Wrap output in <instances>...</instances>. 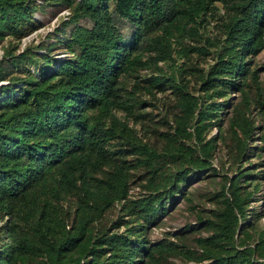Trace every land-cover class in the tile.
Masks as SVG:
<instances>
[{"label": "trees", "instance_id": "1", "mask_svg": "<svg viewBox=\"0 0 264 264\" xmlns=\"http://www.w3.org/2000/svg\"><path fill=\"white\" fill-rule=\"evenodd\" d=\"M51 6L67 16L21 47ZM0 45V264H264L263 214L248 212L260 176L239 165L212 216L148 236L216 173L218 141L235 164L264 151V0H0ZM142 68L136 90L172 95L154 139L123 84Z\"/></svg>", "mask_w": 264, "mask_h": 264}, {"label": "rangeland", "instance_id": "2", "mask_svg": "<svg viewBox=\"0 0 264 264\" xmlns=\"http://www.w3.org/2000/svg\"><path fill=\"white\" fill-rule=\"evenodd\" d=\"M47 8L48 9H46V11L35 13L36 18L42 20L44 24L25 36L21 41V47L32 41L39 42L40 40H44L46 33L53 30L58 24L59 20L63 18L61 13L62 10L58 11L56 14H51L50 11L53 10L54 7L51 6ZM55 52L58 56L63 55L62 48L60 47H56ZM2 54L3 51L0 45V58L2 57ZM193 60L201 66L205 65L207 62H212L211 57H207L206 60L201 57H193ZM158 63L163 65V62L161 61ZM255 63L263 65L262 69L260 70V80L264 84V50L255 57ZM148 72L149 69L142 68L132 77H127L123 84L127 88L126 90L134 91L136 97L144 100V102L141 103L142 105L140 106L139 110L151 115L150 120H147L144 116L142 123L137 121L135 124L133 117L128 115L130 124H134V127L141 131V134H144V131H147L150 139H154V135H156V133L159 131V128L167 129V124L162 121V118L166 112L168 113V111L171 110L172 95L169 92L170 89H166L165 91H155L154 95L148 93L143 88V86L137 88L136 90L134 88V84L136 82L139 84H146V79L141 80V78L145 76L148 77ZM192 82L194 83L193 80ZM230 98L233 102L238 100V93H231ZM252 111H255V108L252 109ZM117 114L121 117L126 116L124 111H118ZM254 119L256 122H259L258 116H255V112ZM145 127L147 129H145ZM214 132L216 131L214 130L213 133ZM144 138L148 137L145 136ZM156 141L159 143L158 140ZM253 152V150L250 151V154L252 155H247L246 157L241 158L240 161L235 164L226 154V148L223 142L218 141L212 158V165L215 167L216 173L213 175H207V177L188 184L187 196L178 197L173 204L168 206V211L164 214L163 219L150 229L148 234L149 238L155 240L162 238L166 235V233L172 235L173 233L178 232L186 224L197 222L198 216H212V209L217 205L215 198L212 197L213 194L218 192L220 189L221 182L223 181V173L227 168L229 172H226V174H232L233 171L230 169L236 168L237 165L241 166L242 170H254L258 174L256 176H260L258 180L261 183V188L252 195L248 212L254 211L253 208L262 212L263 215L259 219V223L260 225L264 226V189L262 185L264 184V151H262V153L259 155ZM247 180H249V183L247 184L251 185L255 181L254 175L247 178ZM142 190L144 189H142L138 179L134 177V181L130 189L131 194L137 195L140 193V191L142 192ZM257 198H259V200L255 201ZM116 214L117 210L113 208L110 210V215L108 218L115 217ZM201 233L205 235L208 232L206 230H202ZM187 236L188 239L191 237L189 234ZM188 264H191V262Z\"/></svg>", "mask_w": 264, "mask_h": 264}, {"label": "built area", "instance_id": "3", "mask_svg": "<svg viewBox=\"0 0 264 264\" xmlns=\"http://www.w3.org/2000/svg\"><path fill=\"white\" fill-rule=\"evenodd\" d=\"M61 13H62V15H63L64 17H66L67 14H68V10H67V9H63V10L61 11Z\"/></svg>", "mask_w": 264, "mask_h": 264}]
</instances>
